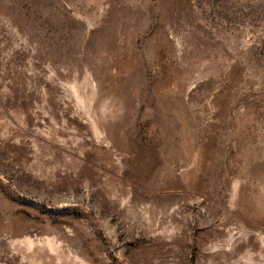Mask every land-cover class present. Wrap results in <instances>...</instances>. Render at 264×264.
I'll return each mask as SVG.
<instances>
[{
    "label": "rangeland",
    "instance_id": "374dc122",
    "mask_svg": "<svg viewBox=\"0 0 264 264\" xmlns=\"http://www.w3.org/2000/svg\"><path fill=\"white\" fill-rule=\"evenodd\" d=\"M0 264H264V0H0Z\"/></svg>",
    "mask_w": 264,
    "mask_h": 264
}]
</instances>
